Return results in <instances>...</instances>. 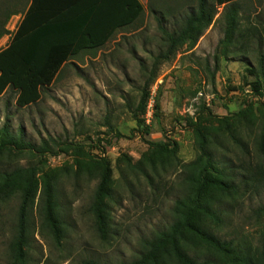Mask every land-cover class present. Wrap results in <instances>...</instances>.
<instances>
[{
	"label": "rangeland",
	"instance_id": "rangeland-1",
	"mask_svg": "<svg viewBox=\"0 0 264 264\" xmlns=\"http://www.w3.org/2000/svg\"><path fill=\"white\" fill-rule=\"evenodd\" d=\"M139 1L144 12L135 28L117 34L101 50L70 61L36 104L20 109L14 103L15 92L7 90L0 96V128L8 122L16 134L21 127L24 140L33 145L54 139L78 148L42 157L27 152L0 154V171L30 169L37 182L28 211L26 264H123L136 259L143 241L172 222L171 209L181 192V166L197 156L192 124L200 129L220 126L221 147L215 149L216 159L232 167L236 184L243 179V167L250 165L257 177L258 168L263 167L254 143L258 128L237 129L246 148L243 152L224 133L223 123L237 128V113L244 110L258 116L264 109V90L255 96L247 86L255 80L247 70L256 67L259 55L264 54V0L240 1L232 45L225 43L222 7L215 6V0H206L215 8L211 24L160 64L143 112L139 104L146 76L141 66H150L153 58L166 50L163 30L178 32L197 10L199 0ZM29 2L0 0V27L2 23L5 30L18 26ZM7 13L10 16L4 22ZM253 28L258 29L261 43L258 38H238V34H251ZM9 41L0 37V50ZM150 98L151 115L147 117ZM101 160L109 163L113 190L112 199L107 200L109 237L105 241L100 239L90 212L96 174H75L76 161L88 163L92 169ZM135 165L141 170L134 169ZM45 180L53 183L62 221L58 241L44 224ZM251 186L240 188L224 201L222 207L228 211L224 223L211 227L219 239L231 244L235 255L220 261L217 253L200 247L199 261L239 264L240 257L248 264H264V218L253 214L264 204V181L256 184V189ZM19 203L16 186L0 203V264H16L9 246Z\"/></svg>",
	"mask_w": 264,
	"mask_h": 264
},
{
	"label": "trees",
	"instance_id": "trees-1",
	"mask_svg": "<svg viewBox=\"0 0 264 264\" xmlns=\"http://www.w3.org/2000/svg\"><path fill=\"white\" fill-rule=\"evenodd\" d=\"M240 1L215 0V6L222 7L227 44L232 45L237 33ZM214 10L206 0H199L197 10L189 14L178 32L168 33L163 30L166 50L155 56L150 66H141V72L146 76V87L139 104L142 112L149 97V87L157 78L160 64L167 61L177 47L185 44L188 39L195 40L200 31L211 24ZM143 12L144 8L139 0H30L9 44L0 50V96L7 90L15 92L14 103L20 109L36 104L41 99L42 91L55 82L70 61L84 53H95L117 34L134 29ZM9 16L10 13L4 16V22ZM262 24L264 25V20ZM6 33L2 23L0 37ZM194 33L197 35L193 37ZM238 38H258L261 43L257 28H253L249 35L238 34ZM247 72L255 77L254 82L247 86L255 96H261L264 90L261 82H264V54L259 55L257 66ZM136 111L133 112L134 117ZM258 113V116L244 110L237 113V128H233V124L223 123L224 133L243 152L246 148L237 137V129L242 126L246 131L258 128L254 143L263 162V167L258 168V177L250 171L249 165L243 167L241 185L236 184V174L232 167L227 162L216 159L215 149L221 147L217 134L220 126L200 129L196 123L192 124L197 156L181 166V192L171 209L172 222L152 238L143 241L136 259L123 264H211L206 260H198L200 247L217 253L220 261H227L228 257L235 255L231 244L219 239L211 227L223 225L224 217L228 213L222 207L225 200L238 194L240 188L247 187L250 183L251 188L256 189V184L264 181V109ZM23 136L21 127L13 134L9 123L5 122L0 128V154L19 155L27 152L42 157L69 149L78 150L73 144L69 148L54 139L33 145L25 141ZM156 146L163 149L160 144ZM75 167L77 176L86 172L88 175L92 172L96 174L98 183L93 193L90 212L100 239L105 241L109 237L107 200L112 199L113 191L109 186V163L101 160L95 162L90 169L88 163L76 161ZM133 167L140 169L138 165ZM34 178V171L30 169L0 171V203L12 187L16 186L20 190L15 235L9 246L16 264H26L25 248L29 247L28 211L37 190ZM42 188L44 224L50 227L58 241L62 221L53 183L45 180ZM253 214L257 219L264 218V204L253 210ZM238 261L239 264H248L245 258L238 257ZM84 264L99 263L85 261Z\"/></svg>",
	"mask_w": 264,
	"mask_h": 264
},
{
	"label": "built area",
	"instance_id": "built-area-1",
	"mask_svg": "<svg viewBox=\"0 0 264 264\" xmlns=\"http://www.w3.org/2000/svg\"><path fill=\"white\" fill-rule=\"evenodd\" d=\"M11 27L12 28H9V27L6 28L7 33L4 34V36H3V37L6 38L7 41L12 38V36H13V34H14L16 28H17L16 25H12ZM151 106H152V100L150 98L148 100V104H147V117H150V115H151V110H150Z\"/></svg>",
	"mask_w": 264,
	"mask_h": 264
}]
</instances>
